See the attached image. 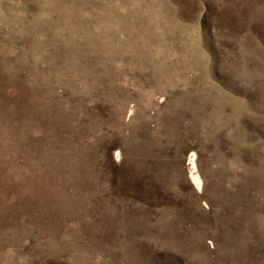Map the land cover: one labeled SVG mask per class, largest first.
<instances>
[{
  "label": "rangeland",
  "instance_id": "rangeland-1",
  "mask_svg": "<svg viewBox=\"0 0 264 264\" xmlns=\"http://www.w3.org/2000/svg\"><path fill=\"white\" fill-rule=\"evenodd\" d=\"M0 264H264V0H0Z\"/></svg>",
  "mask_w": 264,
  "mask_h": 264
},
{
  "label": "bare ground",
  "instance_id": "bare-ground-1",
  "mask_svg": "<svg viewBox=\"0 0 264 264\" xmlns=\"http://www.w3.org/2000/svg\"><path fill=\"white\" fill-rule=\"evenodd\" d=\"M194 158H195V155L193 154L190 158L191 162H192V166H193V171H195V164H194ZM191 180H192V183L197 187V188H201V185H202V181H201V178L199 175H196L193 173H191Z\"/></svg>",
  "mask_w": 264,
  "mask_h": 264
}]
</instances>
